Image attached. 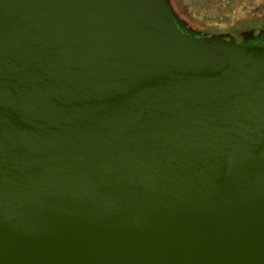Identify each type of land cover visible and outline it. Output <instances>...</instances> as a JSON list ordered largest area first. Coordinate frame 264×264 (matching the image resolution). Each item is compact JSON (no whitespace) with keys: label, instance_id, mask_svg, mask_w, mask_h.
Instances as JSON below:
<instances>
[{"label":"water","instance_id":"1","mask_svg":"<svg viewBox=\"0 0 264 264\" xmlns=\"http://www.w3.org/2000/svg\"><path fill=\"white\" fill-rule=\"evenodd\" d=\"M0 264H264V25L0 0Z\"/></svg>","mask_w":264,"mask_h":264},{"label":"trees","instance_id":"2","mask_svg":"<svg viewBox=\"0 0 264 264\" xmlns=\"http://www.w3.org/2000/svg\"><path fill=\"white\" fill-rule=\"evenodd\" d=\"M172 3L181 10L191 9L203 20L225 22L239 8L255 6L257 0H172Z\"/></svg>","mask_w":264,"mask_h":264},{"label":"rangeland","instance_id":"3","mask_svg":"<svg viewBox=\"0 0 264 264\" xmlns=\"http://www.w3.org/2000/svg\"><path fill=\"white\" fill-rule=\"evenodd\" d=\"M183 12L191 19L192 22H205L204 26L206 28H216L219 30L238 28L239 30H245L264 25V0H257V4L255 6L239 8L225 22L203 20L202 18L196 16L189 8H185Z\"/></svg>","mask_w":264,"mask_h":264},{"label":"flooded vegetation","instance_id":"4","mask_svg":"<svg viewBox=\"0 0 264 264\" xmlns=\"http://www.w3.org/2000/svg\"><path fill=\"white\" fill-rule=\"evenodd\" d=\"M176 12L178 13L180 19L182 20V24L183 26L186 28L187 31L191 32L192 34H203V33H222V34H225V33H229V32H240V31H244L243 30H239L238 28H231L229 30H219V29H214V28H206L204 26V23H201V22H192L191 19L189 17L186 16V14L183 12V10L177 8L174 4H173ZM262 26V25H260ZM258 27V26H257ZM255 28V27H253ZM252 29V28H250ZM245 30H248V29H245ZM241 39V38H240ZM251 42H255V43H261V39L260 38H256V39H252V40H249Z\"/></svg>","mask_w":264,"mask_h":264}]
</instances>
